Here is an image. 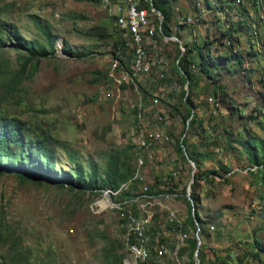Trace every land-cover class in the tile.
<instances>
[{
    "label": "rangeland",
    "instance_id": "1",
    "mask_svg": "<svg viewBox=\"0 0 264 264\" xmlns=\"http://www.w3.org/2000/svg\"><path fill=\"white\" fill-rule=\"evenodd\" d=\"M222 1L230 2L172 0L171 35L165 37L156 30L152 37H145L149 70L126 82L121 71L132 63L131 47L127 44L124 49L128 60L113 43L116 35L127 39L115 23L119 6L110 9L103 0H0V20L15 24L21 36L44 41L33 15L49 21L57 36L55 54L30 60L23 71L26 52L9 41L0 48V114L19 117L29 128L63 140L87 171L94 168L102 173L109 154L127 148L135 172L142 156L140 175L128 179L126 194L113 199L130 200L133 193L141 192L150 195L141 202H148L154 210L150 235L154 244L158 241L167 249L162 264H176L170 250L177 239L166 225L169 209L185 221L188 203L182 191H191L194 176H205L209 170H219V175L211 173L206 182H197L195 191L200 199L195 208L203 223L196 222L195 229L189 231L191 235L197 226L200 229L198 250L205 254L204 264L222 260L227 264H264L256 257L259 253L264 260V250L252 245L258 241L264 247V166H250L233 141L238 134H245L244 125L263 136L259 121L264 119V0L257 1L259 7L252 6L251 0H235V6L247 8L246 13L231 9L228 15L213 7ZM156 13L148 11L155 24ZM236 21H241L243 28L234 34L238 42L234 47L257 53L249 56L245 70L220 79L236 110L215 102L212 84L202 75L193 82L190 93L197 104L196 114L184 138L189 147L211 152L198 168L177 152L183 122L172 114V105L178 102L184 83L175 60L180 46L186 50L192 41L214 39ZM64 43L93 53L82 59L68 56L62 51ZM217 46L214 43L213 53L226 49ZM164 61L166 77L159 78ZM107 90L109 97L104 95ZM162 128L172 140L155 145L154 150L157 146L164 149L162 159L155 155L149 160L146 152L135 148L132 138L140 129ZM55 160L58 169L70 170L65 150L57 149ZM219 164L229 171L220 169ZM179 165L182 169L175 178L173 172ZM171 188L177 196H172ZM102 198L99 191L84 192L14 173L0 174V263L108 264L113 258L120 264L118 256L123 255L125 264L124 209L95 208L93 202ZM135 204L124 203L132 208ZM182 256L187 264H198V251L193 258ZM159 263L151 257L147 264Z\"/></svg>",
    "mask_w": 264,
    "mask_h": 264
},
{
    "label": "trees",
    "instance_id": "2",
    "mask_svg": "<svg viewBox=\"0 0 264 264\" xmlns=\"http://www.w3.org/2000/svg\"><path fill=\"white\" fill-rule=\"evenodd\" d=\"M257 1L251 0V5L259 7L261 3ZM171 2L172 0H138L139 8H145L154 13L157 12L161 16V20L157 18L158 28L156 34L159 33L162 36L171 35ZM230 2L222 1L213 7L227 15L231 9H236V13L239 14L242 12L246 13L247 8L243 4L235 6V0H230ZM32 18L44 38L43 42L21 36L15 24L0 20V48L6 46L9 41L14 47L26 52L21 71H23L30 60L53 56L56 51L57 36L53 33L51 23L37 15H33ZM242 28V22L236 21L228 24L226 30L222 31L214 39L204 38L201 43L197 40L192 41L191 46L187 47L186 50H179L178 57L175 60V66L178 68L181 81L184 83L178 102L172 105V114L180 116L183 122L182 134L177 137V152L184 158L190 159L198 168L201 167L202 160L211 157V152L201 151L195 146L189 147L184 138L186 127L194 120L195 108L197 107L190 93L191 88L193 82L196 83V79L199 75H202L212 84L213 88L211 91L216 103L226 104V107L230 108L231 111L238 109L237 106L231 105L230 98L227 100V91L220 79L223 75H232L239 70H245V64L249 56H255L257 53L253 50L243 52L239 48L234 47V44L238 43L234 34L241 31ZM118 31L123 35V31L120 29ZM113 43L117 51L129 60L130 56L124 50L127 47V41L116 35ZM214 43H217V47L226 46V49L213 53L212 47ZM62 51L68 56L80 59L93 53L89 49H72L67 43L63 44ZM118 59L125 64L124 59L120 57ZM126 68L128 67L126 66ZM259 128L263 136L253 132L247 125H244L245 134L240 133L233 138V141L245 154L250 166H255L256 169L264 166V119L259 121ZM57 149H63L68 153L69 163L71 164L70 170L62 171L57 168V161L55 160ZM129 159V150L123 148L109 154V159L102 173H99L94 168L87 171L63 140L52 136L44 130L38 132L36 129L29 128L26 121L19 117L0 114V174L14 173L31 181L46 180L60 186L67 185L70 188L84 192H102L106 188L117 189L121 183L132 177L134 171ZM219 168L225 172L229 171V168L223 164H219ZM211 173L219 175V170H209V173H205V176L196 174L194 180L190 183L191 191H189V194L187 195L186 189L182 191L183 198L188 203L187 216L182 226L183 231L189 232L193 228L195 229L196 222L199 224L203 223L198 209L195 208V206H199L200 199L195 188L197 182H206ZM61 174L63 175L61 176ZM169 191L178 195V192H175L172 188ZM124 194H126V191L122 192L121 195ZM192 207L195 208L194 212H192ZM252 245L259 251L264 250V247L258 241L252 242ZM195 250H197V238L192 232L187 238L186 246L180 248L178 254L179 256L187 254L190 258H193ZM256 257L264 263L259 253H256ZM123 258V255L118 256L120 264H123ZM205 259V254L198 250V264H204ZM191 263L194 264L193 261ZM108 264H115V259H108ZM211 264L216 263L213 262ZM218 264H227V262L222 260Z\"/></svg>",
    "mask_w": 264,
    "mask_h": 264
},
{
    "label": "built area",
    "instance_id": "3",
    "mask_svg": "<svg viewBox=\"0 0 264 264\" xmlns=\"http://www.w3.org/2000/svg\"><path fill=\"white\" fill-rule=\"evenodd\" d=\"M103 2L104 5L108 6L110 9H112V5H117L120 8V11L116 14L115 23L119 29L124 32L123 34H126L127 44L130 45L132 53V63L128 68L122 69L121 77L123 81L126 82L136 80L141 74L149 70L150 63L146 51L145 37H152L158 28V22L155 24L150 19L147 9L138 7V0H103ZM157 18L161 20V16L158 13ZM180 48L181 51H184L183 46H180ZM166 71L167 66L166 61H164L161 64L158 77L165 78ZM104 95L109 97L111 92L107 90L104 92ZM209 100H211V98H209ZM152 101L157 102V99L154 98ZM140 108L141 106L139 105V111L141 110ZM132 140L136 149L143 150L146 152L148 159L153 160L155 157V145L171 141L172 138H170L166 132H161L160 130L140 129L134 134ZM143 163L144 158L142 156L138 157L136 170L128 181L136 179L140 175V168ZM180 169H182V167L179 165L173 172L175 178L178 177ZM128 181L121 183L117 189H103L101 192L103 198L96 200L92 205L95 208L110 207L124 209V239L127 249V256L124 260L125 264H147L151 257L156 258L159 263L161 258L166 255L167 249L159 245L158 241L155 244L152 242L150 225L154 216V210L148 205V202H141L142 199L149 198L150 195L141 192L135 196L133 193V196L129 198L130 200L115 201L113 199L116 196H120L122 192L127 189ZM188 194L189 190H187V195ZM172 196H177V193H172ZM126 201L136 203V207H125L124 203ZM100 202L102 204H100ZM183 222L184 221L178 217L176 211L169 209L166 225L171 227V232L177 239L173 245V249L170 250V254L176 260V264H187L184 256H179L178 254L179 249L186 246L187 238L190 236L189 232L182 230ZM199 230L197 226L194 232L196 238L199 236ZM194 256H196V250Z\"/></svg>",
    "mask_w": 264,
    "mask_h": 264
},
{
    "label": "crops",
    "instance_id": "4",
    "mask_svg": "<svg viewBox=\"0 0 264 264\" xmlns=\"http://www.w3.org/2000/svg\"><path fill=\"white\" fill-rule=\"evenodd\" d=\"M113 9H114V7H113ZM161 132H164L163 131V128L162 129H159ZM161 144H164V143H161ZM163 148H162V146H157L156 148H155V155H156V157L157 158H159V159H162L163 158V154H164V152H163ZM173 158V157H172ZM176 159V158H175Z\"/></svg>",
    "mask_w": 264,
    "mask_h": 264
},
{
    "label": "water",
    "instance_id": "5",
    "mask_svg": "<svg viewBox=\"0 0 264 264\" xmlns=\"http://www.w3.org/2000/svg\"><path fill=\"white\" fill-rule=\"evenodd\" d=\"M154 10V9H153ZM193 163V162H192ZM192 212H194V207H192ZM200 243V239H199V236L197 237V250L196 252L198 251V245Z\"/></svg>",
    "mask_w": 264,
    "mask_h": 264
}]
</instances>
